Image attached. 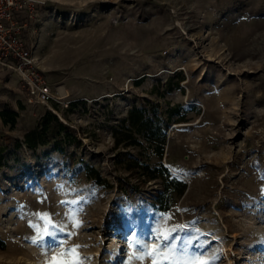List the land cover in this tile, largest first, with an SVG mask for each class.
<instances>
[{
	"label": "rangeland",
	"instance_id": "1",
	"mask_svg": "<svg viewBox=\"0 0 264 264\" xmlns=\"http://www.w3.org/2000/svg\"><path fill=\"white\" fill-rule=\"evenodd\" d=\"M30 9L54 99L0 69V264H264V0ZM132 106L166 122L161 151Z\"/></svg>",
	"mask_w": 264,
	"mask_h": 264
},
{
	"label": "built area",
	"instance_id": "2",
	"mask_svg": "<svg viewBox=\"0 0 264 264\" xmlns=\"http://www.w3.org/2000/svg\"><path fill=\"white\" fill-rule=\"evenodd\" d=\"M32 0H0V69L15 72L28 103L54 99L43 71L23 39ZM57 99V98H56Z\"/></svg>",
	"mask_w": 264,
	"mask_h": 264
},
{
	"label": "trees",
	"instance_id": "3",
	"mask_svg": "<svg viewBox=\"0 0 264 264\" xmlns=\"http://www.w3.org/2000/svg\"><path fill=\"white\" fill-rule=\"evenodd\" d=\"M5 115H10L11 116L10 120H7V118H5ZM16 115H17V112H13V113H9L8 111H2L1 112V116L4 117V121L7 120V121H10V122H13L14 121V117ZM48 115L57 122V118H56V116L54 114L49 112ZM127 120L129 121L130 125L136 127V130H138V131L142 130L141 127L144 124L153 123V121H155L154 128L146 129L145 131H146L147 134H151V135L157 134L158 135V138L155 139V141L157 142L156 145H158L157 147L160 149V151L162 150V146H163V143H164V140H165V135H164V127L166 125L165 121H162L161 119L156 118V117L147 118L144 115V108L135 107V106H132L129 109ZM45 127H44V129H45ZM62 127H63V125L61 123H59V128H62ZM31 134H32L31 132L30 133L28 132L25 135L24 142L26 143V145L29 148H34L37 142L35 140H33V138L30 137ZM158 171L161 174L167 175L166 168L164 166H162V165L159 166V170ZM96 177H99V176H96ZM170 181H173L178 186L177 192L179 194H181L183 192L184 188H185V183L183 181H181V180H178L175 177H171ZM156 204L158 205L157 206L158 208L160 207L159 209H164V207L162 206V201L159 198V196L153 202V205H156ZM1 244H2V242L0 241V245Z\"/></svg>",
	"mask_w": 264,
	"mask_h": 264
},
{
	"label": "snow or ice",
	"instance_id": "4",
	"mask_svg": "<svg viewBox=\"0 0 264 264\" xmlns=\"http://www.w3.org/2000/svg\"><path fill=\"white\" fill-rule=\"evenodd\" d=\"M47 235L52 238L51 243L48 245L49 247L54 246L56 243V233L55 232H48ZM195 247H203V245H195Z\"/></svg>",
	"mask_w": 264,
	"mask_h": 264
}]
</instances>
